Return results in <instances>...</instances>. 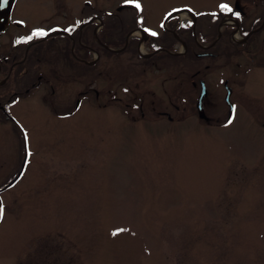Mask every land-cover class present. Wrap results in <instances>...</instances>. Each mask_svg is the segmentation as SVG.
<instances>
[{
    "label": "rangeland",
    "instance_id": "obj_1",
    "mask_svg": "<svg viewBox=\"0 0 264 264\" xmlns=\"http://www.w3.org/2000/svg\"><path fill=\"white\" fill-rule=\"evenodd\" d=\"M30 1L37 15L51 5L52 23L64 22L61 14L77 2ZM82 1L85 17L100 10L91 21L97 25L94 34L107 20L101 45L112 50L110 40L117 51L91 48L88 67L70 72L62 70L64 42L54 36L55 94L41 87L5 104L0 264H264L263 44L254 58L235 50L213 59L191 57L195 69L201 68L194 79L207 80L205 101L213 113L207 115L217 120L211 125L197 114H173L167 103L174 100L179 79L182 95L191 94L189 74L195 69L185 68L189 58H158L151 50L156 44L145 45L146 36L159 42L167 17L216 16L219 5L233 7L236 0H138L140 9L124 0ZM239 2L246 18L254 17L255 0ZM132 12L138 16L139 28L130 34L137 39L136 53L133 42L120 51L124 42L114 32ZM26 20L38 22L32 15ZM173 63L180 67L168 66ZM207 63L212 65L203 68ZM224 80L237 106L230 125L222 114ZM135 82L147 99L163 101L172 113L125 114V88ZM134 100L141 98L137 94ZM67 109L72 114H63ZM117 229L125 231L112 235Z\"/></svg>",
    "mask_w": 264,
    "mask_h": 264
},
{
    "label": "flooded vegetation",
    "instance_id": "obj_2",
    "mask_svg": "<svg viewBox=\"0 0 264 264\" xmlns=\"http://www.w3.org/2000/svg\"><path fill=\"white\" fill-rule=\"evenodd\" d=\"M28 3L23 4L22 0H11L10 6L0 10V114H7L5 112V104L12 101V97H18L22 92L29 93L31 90H37L44 87L48 95L55 94V88L52 84V68L51 62L53 54L55 56L59 53L58 49H53L51 46L52 38L54 36H60L64 46L61 47L64 61L67 63L62 65V70L69 69L70 72L74 70L83 72V64L88 62L84 55V44L82 37L84 35V27L86 26V17L84 14V6L82 0H77L76 4H70L67 6V13L61 14V18L64 22L52 23V6L49 5L45 8L46 12L43 15H37L32 8L33 3L27 0ZM256 13L254 17L246 18L247 13L245 8L240 5L239 0L234 2L232 12H225L220 9V12L216 16L203 15L192 16L190 19L183 21L181 16L174 14L167 20L165 19V27L156 38L159 42H153L147 38L145 39V45L150 48L152 43L158 45L157 49H153L152 52L156 54H167L168 56H188L190 62L185 67L190 72L197 66L196 61L191 57L198 59H213L218 56L228 54L229 52L242 51L247 52L248 55L252 54V58L257 54L260 49V45L264 47V0H255ZM185 10L187 8H184ZM183 9V10H184ZM112 11H105L110 19L116 18L115 13ZM235 13H239L237 16ZM34 16L38 18L37 23H30L26 20L27 16ZM91 20H94L100 15V10H94L89 13ZM88 15V16H89ZM227 16H230L228 18ZM215 17V18H214ZM225 25V26H223ZM97 26V25H96ZM223 29L221 30V27ZM103 27V26H102ZM101 27V28H102ZM216 35L213 34L214 30L218 29ZM229 30L230 39L228 40L223 34L224 30ZM55 29V31H53ZM69 29V31H65ZM138 29V28H137ZM37 30H43L47 33L45 36H33V32ZM136 30L132 29L126 35V40L120 51H123L129 46L131 33ZM141 30V29H140ZM263 35L262 37H260ZM239 36V37H238ZM28 37H32L28 39ZM240 37L242 39H240ZM261 38V40H259ZM97 48L101 45V40L96 37ZM132 42L130 43V45ZM109 46V45H108ZM25 47L23 51L22 48ZM88 47V46H87ZM110 51H113L115 47L109 46ZM68 49L70 53H68ZM109 50V49H108ZM117 51V50H114ZM132 52L133 45H132ZM150 52V51H149ZM257 52V53H256ZM151 55V52L150 54ZM166 59L170 58L165 56ZM75 61V62H74ZM96 65V61L92 62ZM90 64V63H88ZM212 64H204L203 68H209ZM83 66V67H82ZM169 67H180L179 63L168 64ZM200 66V65H198ZM201 71L195 69L189 74V82L191 94L187 98L186 95H182L183 80H178L174 85V100L167 101L173 109V114H199L197 110V101L200 93L202 92V86L205 87L206 97L202 100V107L204 114L208 119H201L206 125L216 123L217 120H213L207 114L211 113L207 107L206 99L208 97V84L205 79L195 80L194 76ZM80 74V73H79ZM78 74V75H79ZM206 81V82H205ZM198 83V84H197ZM225 94L223 96V103L227 107V114L225 121H228V114L230 105H236L232 101V87L229 86L227 80L222 81ZM133 87V88H132ZM142 86L135 82L134 85L128 84L125 88L126 101L125 114H170L167 106L163 104V101L149 100L146 94H143ZM198 91V94H197ZM45 92V93H46ZM229 92V93H228ZM8 94L6 103L4 97ZM82 91H78L77 95H81ZM138 94L141 101L137 102L134 97ZM154 95V92H151ZM99 97L98 94H96ZM187 98V99H186ZM79 98L75 101V108L79 106ZM191 103H194L193 110L191 109ZM217 103V101L215 102ZM150 105V107H148ZM126 108L128 110H126ZM144 108H148L144 110ZM183 108V109H181ZM187 110V111H185ZM63 114H72L71 110H64ZM216 114V113H215ZM233 116V113L231 117ZM10 118L9 116H7ZM264 126V122L262 123ZM47 262V261H45ZM50 262V259H49Z\"/></svg>",
    "mask_w": 264,
    "mask_h": 264
},
{
    "label": "trees",
    "instance_id": "obj_3",
    "mask_svg": "<svg viewBox=\"0 0 264 264\" xmlns=\"http://www.w3.org/2000/svg\"><path fill=\"white\" fill-rule=\"evenodd\" d=\"M132 13L133 14H132V19L131 20L130 19L127 20L126 23L120 21L119 22V25L114 29V32L118 35V37L121 40V42H125L126 35L129 32V30H132V29H135V28L136 29L139 28L138 27V20H137L138 16H137V14L135 12H132ZM90 20H91V15H89V16L86 17V26L84 27L85 28V30H84V36H85V38L82 39L83 44L86 46V49H84L85 50L84 57L88 61L85 64H83L84 69L86 67H88V65H86V64L90 63L89 60L91 59L90 53H91V50L92 49L95 50V51H97V50H103L105 53H109L110 52V50L106 49L103 46H100L99 48H97V41L95 40V37H99L100 40L103 39V37L101 36V32L103 31L104 26H106L107 20H105V22L103 23L102 29L97 34H94V32H93L94 31V28L96 27V23H91ZM103 20H104V18H103ZM229 30H230V28L228 30H224V32L222 34L228 40L230 39ZM215 33H216V30H214L213 34L215 35ZM106 41H108L109 46H112V47L115 46L114 42H112L110 40H106ZM136 41H137L136 37L130 39V42H133V44H134L133 45V51H134V53H136V48H135ZM153 42H155V41H153ZM151 46H152V44H151ZM152 47H153V49H156L158 46L157 45H153ZM22 50L24 51L25 50V47H23ZM68 53H70V50L69 49H68ZM159 55H161V56L158 57ZM164 56H167V57L172 58V56H168L167 54H157L156 55V57H158V58H164ZM185 57L186 56H182V55L179 56V58H181V59H183ZM176 58H178V57H176ZM139 59H141L140 61H143V62H145V61L147 62L149 60V59L143 58L141 56H140ZM91 66H94V65H91ZM91 68H93V67H91Z\"/></svg>",
    "mask_w": 264,
    "mask_h": 264
},
{
    "label": "snow or ice",
    "instance_id": "obj_4",
    "mask_svg": "<svg viewBox=\"0 0 264 264\" xmlns=\"http://www.w3.org/2000/svg\"><path fill=\"white\" fill-rule=\"evenodd\" d=\"M10 3H11V0H0V10L5 9L8 6H10ZM124 3L129 4V5H133L137 9H140V7H141L138 0H124ZM219 7L221 8L222 11H225V12H232L233 11V9L230 8L227 4H221V5H219ZM235 14L237 16H239V13H235ZM53 31H55V29H53ZM65 31H69V29H65ZM145 31H149V30L145 29ZM45 35H47V33L43 30H37V31L33 32V36H45ZM151 35L155 36V35H157V33L151 32ZM31 38L32 37H28V39H31ZM236 111H237V106L232 105L233 116L228 119L227 124L230 125L233 123V119H234ZM25 139L27 140V136L25 137ZM29 155H30V153H29ZM5 214H6L5 205L2 202H0V221L3 220ZM123 231H125V230L124 229H117L112 233V235L115 236L118 233L123 232Z\"/></svg>",
    "mask_w": 264,
    "mask_h": 264
},
{
    "label": "water",
    "instance_id": "obj_5",
    "mask_svg": "<svg viewBox=\"0 0 264 264\" xmlns=\"http://www.w3.org/2000/svg\"><path fill=\"white\" fill-rule=\"evenodd\" d=\"M121 7L118 8V10H120ZM229 93V92H228ZM206 95V92H205V87L202 86V92L200 93V96L198 97V101H197V110H198V116L201 118V119H208L205 114H204V110H203V107H202V100H203V97ZM230 105V108H229V114H228V118L231 117L232 115V103H228ZM24 166V162H23V165L22 167ZM21 171L18 173V175L16 176L15 179H13L9 184H7L5 186V188H8L12 183L15 182V180L19 177ZM0 191H2V189H0Z\"/></svg>",
    "mask_w": 264,
    "mask_h": 264
},
{
    "label": "bare ground",
    "instance_id": "obj_6",
    "mask_svg": "<svg viewBox=\"0 0 264 264\" xmlns=\"http://www.w3.org/2000/svg\"><path fill=\"white\" fill-rule=\"evenodd\" d=\"M181 15H182V17L184 16V17H187V16H189V14L188 13H186V12H181Z\"/></svg>",
    "mask_w": 264,
    "mask_h": 264
}]
</instances>
